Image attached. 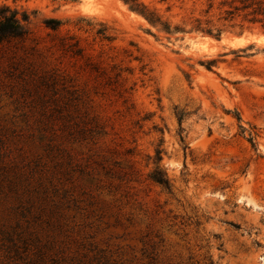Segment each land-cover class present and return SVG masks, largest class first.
<instances>
[{
	"label": "rangeland",
	"instance_id": "obj_1",
	"mask_svg": "<svg viewBox=\"0 0 264 264\" xmlns=\"http://www.w3.org/2000/svg\"><path fill=\"white\" fill-rule=\"evenodd\" d=\"M120 1L0 0V264H264V45L220 42L251 0Z\"/></svg>",
	"mask_w": 264,
	"mask_h": 264
},
{
	"label": "trees",
	"instance_id": "obj_2",
	"mask_svg": "<svg viewBox=\"0 0 264 264\" xmlns=\"http://www.w3.org/2000/svg\"><path fill=\"white\" fill-rule=\"evenodd\" d=\"M130 7V11L142 15L150 24L158 25L164 30H168L169 26L166 22L162 21L161 18L153 11H150L149 8L139 0H124ZM228 0H224L223 3H227ZM249 1V0H247ZM233 1H231L232 3ZM128 8V7H127ZM243 8H251L249 12H246L244 18L250 23H260L264 28V8L261 5L260 1L251 0L248 3H244ZM235 9H238L235 7ZM228 17L233 18V10H227L226 12ZM138 14V15H139ZM141 16V17H142ZM143 18V19H144ZM229 18V19H230ZM227 19V18H225ZM27 20V15L25 13L22 14V17L18 16V12L15 9H11L7 5L0 6V43L4 40H8L10 38L23 37L27 34V29L25 27L24 21ZM197 25L195 29L200 30L202 32L219 36L222 32V28H213L214 24H210V21L206 22V26L202 25L201 20H196ZM214 30L215 33H214ZM157 159L160 160V151H157ZM153 178L158 182L167 185L168 181L164 177V174L161 171H156L153 174Z\"/></svg>",
	"mask_w": 264,
	"mask_h": 264
},
{
	"label": "bare ground",
	"instance_id": "obj_3",
	"mask_svg": "<svg viewBox=\"0 0 264 264\" xmlns=\"http://www.w3.org/2000/svg\"><path fill=\"white\" fill-rule=\"evenodd\" d=\"M120 5L124 9V11H126L129 15H131L135 19H140V20L145 21L143 19V17H141L140 15L130 11L123 2L120 1ZM201 37L206 39V40L212 39L210 36H201ZM251 41H256L259 44L264 45V36H262V35L254 36L252 33L246 32V33L239 35V36L223 35L220 39V42L227 43L228 45L233 46V47L243 46V45H245Z\"/></svg>",
	"mask_w": 264,
	"mask_h": 264
}]
</instances>
